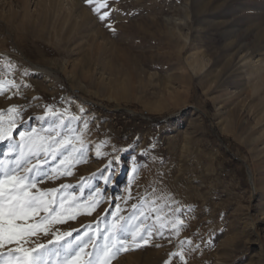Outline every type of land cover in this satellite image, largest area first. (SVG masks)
Returning a JSON list of instances; mask_svg holds the SVG:
<instances>
[{"label": "rangeland", "instance_id": "1", "mask_svg": "<svg viewBox=\"0 0 264 264\" xmlns=\"http://www.w3.org/2000/svg\"><path fill=\"white\" fill-rule=\"evenodd\" d=\"M108 5L101 11L110 14L101 21L85 0H0V68L11 60L16 71L5 78L20 85L19 94L0 95V110L19 105L22 113L11 142L19 143L21 131L46 135L59 123L45 115L47 106L82 116L71 126L83 130V121L89 123L87 162L70 176L38 177L37 187L66 184L83 201L90 203V194L102 199L91 215L53 225L71 237L33 240L62 253L90 225L99 228L102 242L116 206L128 217L137 197L156 182L180 201L185 226L179 236L154 235L112 264H165L170 258L184 264L171 256L181 247L187 264H264V68H251L257 59L264 65V0ZM105 140L102 151L109 155L98 158L94 145ZM8 143L0 142V161L14 162ZM112 145L127 151L114 153ZM133 163L146 167L129 199ZM58 166L59 158L49 157L43 170ZM46 258L55 264V255Z\"/></svg>", "mask_w": 264, "mask_h": 264}, {"label": "snow or ice", "instance_id": "2", "mask_svg": "<svg viewBox=\"0 0 264 264\" xmlns=\"http://www.w3.org/2000/svg\"><path fill=\"white\" fill-rule=\"evenodd\" d=\"M85 2L92 6V11L101 21L109 16V11H101L109 8L108 0ZM15 71V65L6 59L0 68V95L5 92L19 94L20 85L15 79L5 78L12 76ZM24 74H27V70ZM79 111L84 113L85 109L81 107ZM6 113L7 124L4 122ZM21 115L19 105L0 110V142L9 141L8 155L16 153L14 162L0 161V264H47L46 253L55 255V264H112L122 253L148 245L154 235L163 237L165 231H168L179 236L185 226L181 203L171 193L156 187V182H153L145 188L144 194L137 197V203L131 205L133 212L128 217L120 215L119 205L116 206V211L111 213L112 221L105 227L102 242H98L99 228L91 229L88 225L86 227L90 230L83 235L78 234L75 242L69 241L63 246L62 253L60 250L51 252L46 245L36 243L33 238L40 235L51 234L54 240L49 243H59L65 237H71V231H53V225L76 219L77 215H91L102 199H93L90 194L88 200L91 202L83 201L74 193L67 192L72 186L66 184L46 190L37 187L40 182L38 177L55 180L60 176H70L75 165L87 162L89 147L84 133L88 130V121H83V130L74 128L71 122L83 120L82 116L72 114L68 108L58 111L52 106H47L45 115L57 117L59 123L45 130L46 135H39L36 129H32L30 133L21 131L19 143L14 144L11 142L12 134L17 127L16 118ZM108 143L109 141L105 140L94 145L96 157L109 155L102 151ZM111 147L114 153L127 151L118 149L115 145ZM147 154V150L142 153ZM49 157L53 161L59 158V170L57 167L48 172L43 170V164L48 163ZM33 158L36 159L35 164ZM114 158L116 161L120 160L119 155ZM111 163L110 160L106 167H110ZM141 167L146 165L133 163V175L128 181L129 199L132 198L131 185L136 182ZM108 179L105 178L106 183ZM188 207L190 209L191 206ZM73 231L79 232L76 229ZM180 243L182 246L185 241ZM187 243L191 244V240ZM155 246L160 247L159 244ZM171 256H179L181 261L187 264L183 247ZM165 264H171V258Z\"/></svg>", "mask_w": 264, "mask_h": 264}, {"label": "bare ground", "instance_id": "3", "mask_svg": "<svg viewBox=\"0 0 264 264\" xmlns=\"http://www.w3.org/2000/svg\"><path fill=\"white\" fill-rule=\"evenodd\" d=\"M260 64V65H259ZM263 64V63H262ZM261 63H258V59L257 60H253L252 62V72H256V73H259V70L260 69H263L264 68V65H262ZM195 66H201V62L200 60H196L195 61ZM259 66H261V68L259 69ZM254 74V73H253Z\"/></svg>", "mask_w": 264, "mask_h": 264}, {"label": "trees", "instance_id": "4", "mask_svg": "<svg viewBox=\"0 0 264 264\" xmlns=\"http://www.w3.org/2000/svg\"><path fill=\"white\" fill-rule=\"evenodd\" d=\"M152 118H153V120H154L155 123H159V119L160 118L158 116H153Z\"/></svg>", "mask_w": 264, "mask_h": 264}]
</instances>
